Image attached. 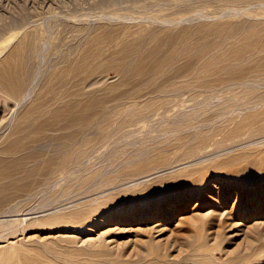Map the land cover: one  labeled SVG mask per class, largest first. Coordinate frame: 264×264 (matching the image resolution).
<instances>
[{
	"label": "rangeland",
	"instance_id": "rangeland-1",
	"mask_svg": "<svg viewBox=\"0 0 264 264\" xmlns=\"http://www.w3.org/2000/svg\"><path fill=\"white\" fill-rule=\"evenodd\" d=\"M242 20L243 23H240L242 22ZM244 20L246 21L244 22ZM262 20H264V0H0V61L3 59V56L6 57L5 55H8L12 50V47H16L18 43L19 46L22 47H26L29 45L31 47V50L34 48L35 52L37 51L35 55L34 49L32 50L33 57L31 60V70L32 68L34 69V67H37V70H32V72L37 76L39 75V72L43 73H40V76H43L45 72V76H43L45 80L48 78L47 76L50 72H55L59 69V67H62L61 65L63 62L66 63L65 59L67 60V62H70L72 61V59L73 61L76 60V57L79 58L82 54L81 51H83V48L85 47L83 46V43H85V40H87V38L89 37V41L90 39L92 40V34L93 36L96 34L93 40H95V38L104 40L105 37H109L104 40L105 42L99 41L101 43H99V48H103V46L105 45L106 47H104V49L107 48L108 50L106 51V53L103 49L104 52H101L99 56L100 58H98L97 60L100 61L99 59H101L102 63H104V61L105 63H107V59L110 62L113 61L114 56H119V50H122V48L125 46H123V44L121 43H115L114 41L116 40L113 39V36L119 33L118 31L121 25L123 26L121 27L122 30L120 29L121 32L125 27L127 30H129L130 33L132 31V35L125 29V32L123 31L124 33L120 32L122 34V39H120L121 37L119 33L118 35L120 38L118 37L119 39L117 40H121L120 42H122V40L124 41V36L128 37L129 34V36H131L133 40L134 36L135 38H137L141 32L140 36L138 37V39H140L142 35L140 40H143V44L140 41V51H143L145 47L149 48V46L151 45V43L149 44V42H151L152 37L156 39L155 33L156 35H158V33L160 32L159 30L162 31L163 29V32L164 30H166V34H164L165 32H162V34H164L166 38L168 36V31L171 30L168 36L169 38L166 39L161 34V36L158 35L157 37V40H160L159 37L162 39L160 40L163 47H161V49H163L162 51L164 53L170 48L169 41L171 38L176 36L178 37L179 35L181 36V34L183 36H189V32H191L189 30H193L194 26H199V23L202 25V23L207 22V24H203L207 26L211 21H215L214 23H216L217 25L221 24V27L226 29L225 26H228L227 28H229L230 26L233 27L236 25L235 23H238L235 26L237 27L239 26V24L240 26L241 24H253L254 22L259 24L260 22H262ZM250 21L252 22L250 23ZM223 23L227 24L224 26ZM189 24L195 25H191L192 27H190ZM68 25H70L69 28L67 27ZM125 25L131 26V29L130 27L127 28ZM105 26L111 27L112 29L106 28ZM71 27H74L73 30H71ZM132 27H134L133 30ZM140 27H143L146 30H143V28L140 29ZM182 27L185 29V31L182 30ZM104 28H106V31L108 30V33L112 37L106 33ZM115 28H118V31H116L117 33H114L112 31L113 29L115 31ZM154 28L159 29L154 31ZM166 28L168 29V31ZM69 29L70 32H67ZM102 29L104 30L101 31ZM135 29L137 30L136 32H134ZM186 29H189L188 34H186ZM98 30H100V33H98ZM86 31H88L89 33ZM173 31H175V33H173ZM101 32L102 34H107L102 39L101 37L104 34L102 35ZM111 32H113V34ZM179 32L181 33L179 34ZM86 33L91 35H88ZM125 33L128 35H125ZM136 34H138V36ZM100 35L102 36L100 37ZM192 35L195 36V32L192 31V34L190 33V36ZM143 36L145 37V39ZM197 36H199V34ZM37 37L39 38V40L37 39ZM76 37L78 38L76 39ZM81 37H84L85 39H82ZM150 37L151 40H149ZM162 37H164L165 39ZM32 38H34V42L31 40ZM110 38H112V40ZM115 38H117V36ZM131 38L129 37L130 40ZM24 39H26V44L24 43ZM80 39H82V42H84L82 43ZM108 39H110L109 41L112 45L108 43ZM129 39L127 38L125 40L129 41ZM163 39L167 40L166 44L168 45L162 42L164 41ZM112 41L118 45L117 48H114L115 44L112 43ZM127 41H125L126 44L129 43ZM21 42H23L24 44ZM35 42L38 43V47H36ZM125 42L122 43L125 44ZM70 43H72L74 47L70 46ZM76 45H81V47L83 46V50L81 49V47L77 46L79 48L78 49ZM121 45L122 48H120ZM33 46H35L36 48ZM70 48H74L71 50L72 52L69 50ZM75 49L79 51L81 50L80 54L78 51L79 57L76 56L77 52ZM109 49H111V51ZM73 50H75V53L71 54L74 52ZM103 50L101 49V51ZM112 51H116V54ZM142 51L141 53L144 54V52L147 50H144L143 52ZM59 52L60 54H63L65 52V55L63 54L61 57V55H59ZM69 53L72 55V57H76L70 58L71 55ZM104 53L109 55V57H107V55H105ZM112 53L115 54L113 57ZM65 56H68V59ZM58 57L62 58H59L62 63L61 61H59ZM69 58L71 60H69ZM37 61L39 63L35 66V63H37ZM58 61L61 63V65ZM32 62L34 65L32 64ZM56 63H58L60 66L55 67L58 65ZM64 63L63 65H65ZM50 65L51 70L49 67ZM53 65L55 70L52 68ZM109 67L111 68V70ZM109 67L104 69L106 70L105 73L103 70L97 75L98 80L107 81L108 83L114 80H118V77L114 76L116 75V70L113 69L111 65H109ZM32 72L31 77H33ZM35 75L33 77L35 79L30 78L31 82L29 80L30 85L29 83H27L26 85L28 87L25 86L24 88V93H32L33 95L28 94V96L30 95L33 98L27 96L28 101L27 99L23 101L24 104L22 103V105L24 106H21L19 112L22 111L23 107L29 105L30 102H32L35 97L34 93L36 92L37 94L39 87H42L41 84L45 83L43 77H37ZM105 75L106 77H104L103 79V76ZM38 78L41 79L38 80ZM36 81L40 82L38 83ZM30 86L34 87L31 89ZM35 89H37V91ZM29 90H31L32 92ZM41 90L42 89H40L39 91ZM0 104H2V102ZM13 122H15V120ZM1 123L2 122H0V134L3 135H0V144L3 148L6 144H8V141L12 140L13 137H16V135L11 133V129L15 124H12L13 126H10L12 128L9 127L3 132L2 127L4 128L3 125H6V122L2 124ZM157 130L159 129L157 128ZM157 130L152 131L151 129L149 132L146 130H142L143 132L146 131L147 133L139 131L141 133L140 136L137 135L139 132H135L137 136L133 135L128 138H124L125 140H123V147L117 151L118 154L116 153V155L113 156V154L109 155V153H106L104 155L105 158L103 157V159H100V161L97 159V163L95 160V162L93 161V165H90V167L93 166L92 169L94 168L95 170H100L98 172L94 171V173L99 174L100 172L101 174L103 173V169L105 170L104 172H106L108 176L106 173H103V179H105L106 177H111V175L112 177H116L115 175H117L118 177L121 171L118 172L119 170L117 168L123 165L126 159L129 162L137 154V156L139 158H142L143 161L142 159L138 160V157L136 160V157H134L136 166H138V164L140 165V163L141 165L149 166L150 163L151 167L149 166L150 168L145 172L137 174V176L135 175V177H131L130 180L126 179L127 181H124L123 179V181L121 180L119 182L120 184L118 185H115L113 183H107L106 185L105 183L106 187H103V179L100 178V181L98 179V182L95 185L96 187L94 186L93 190L91 188L92 191H90L89 194H85L84 197L82 195L77 196V198H72V200H70L71 198L68 199L66 197V194H63L62 197L60 194H55L59 193L58 190H60L61 194L65 193L63 192L66 188L64 187L65 180L61 181L62 183L60 184L62 185L54 184L56 187L54 185H46L44 187L42 186L41 188H45L43 190L39 188L41 189L42 193L40 192V190H37L35 193H37L38 191L40 193H37L36 197H34L35 194H33L32 197L27 198L29 199L28 201L27 199H24L21 201V204H19L20 202L18 203L20 207L19 211V207L17 206V204L13 207L14 209L12 212L15 214L10 212L11 214L4 213V216L2 215L3 217L0 215V264H25V262H27L26 259L28 258L35 260L37 264H264V198L262 199V196L264 195L262 194L264 193V184L262 183L264 182V145L262 144H264V142H260L264 139H261L262 137L257 139L254 138L240 143L237 146L224 147L225 149L222 147H220L221 149L208 147L201 152L199 151L200 153L193 152V154H190V152L188 151L190 155L186 151L185 158V151L183 150H185L184 148L186 146H183L182 149L181 146L185 145L186 143L189 146L194 143V141L191 139L187 142L185 140V143H182L183 140H179L180 142H178L177 140L176 143H174L176 140L175 137L170 136L169 134L163 135L162 129L159 132H157ZM7 131L9 132L6 133ZM160 132H162V134ZM149 133L151 134V136L157 133L158 136L156 134V136L154 135L150 138ZM10 134L12 135V137L10 136ZM145 135L146 137H144ZM161 135L162 137H160ZM9 136L11 137V139H8ZM166 136L167 138L169 136V139L171 137V139L174 138L175 140L172 139L173 144H171V139L168 140L166 138L170 142L168 143L169 146H173L168 148V152H165V150H163L164 152L161 153V147L168 145L167 141H165ZM132 137H134L135 139ZM137 137L138 139L140 137L142 139H139L140 141H138ZM144 138L147 140H145ZM159 138L161 140V143ZM162 138H164V140ZM152 139V143L155 142L153 143L155 146L152 144V147H154V149L151 147ZM5 140H8L6 141L7 143L5 142ZM145 141H147V143ZM142 142H145V145ZM165 142L166 144H164ZM258 142L261 144H259ZM177 143L180 145H178ZM126 144H128V146ZM158 144L161 145L159 146ZM251 144L257 145L252 146ZM148 145L150 146L151 151L149 147H146ZM129 147L132 151L130 149L128 151ZM145 147L149 150H147ZM174 147L176 149H174ZM132 148L135 149V151ZM179 148L181 149V151ZM138 149H141L143 152ZM171 149H174V151H172ZM250 149L252 150V153ZM177 150L178 152L180 151V155L177 154L178 152L176 153ZM145 151H149L150 154L149 152L145 153ZM138 152H142L143 154H145V157L142 153L139 154V156ZM156 152L160 153V155ZM239 152H243V156L245 155L246 158H240L241 155ZM244 152L247 153L244 154ZM256 152L258 154H256ZM223 153H225V155ZM1 154L2 153H0V156H9ZM129 154L131 156H133V154L135 155L131 159H129ZM228 154L229 156H227ZM246 154L248 155L246 156ZM121 155H123V157H126L123 158ZM154 155H159V157H155ZM193 155L196 156L194 157ZM111 156L113 157L111 158ZM149 156L150 158H153L154 156V158H151V160ZM176 156L177 158H175ZM187 156L190 157L188 158ZM248 156H251V159ZM107 157L109 158L107 159ZM119 157H122L124 160H121V158ZM166 157L167 159L165 160ZM144 158H149L151 161H149V159L148 161H144ZM159 158H161L162 160L164 159L165 161H162ZM236 158H238L240 161L238 162V159ZM230 159H235L237 163L233 165L224 164V162H227ZM243 159H245V161ZM160 160L162 162H160ZM198 160L200 161V163ZM260 160L263 161L261 162ZM176 161L179 162L176 163ZM111 162L113 164H111ZM126 162L123 165L124 168H122L121 166L124 171H128V168H130V171L140 167H136L133 164V168L131 169L132 166L131 164H128V162V166H125ZM151 162H153V165H151ZM243 162H245L246 164H243ZM109 163V166L111 167H114V164L116 163L115 167L113 168L114 171H111L112 168L110 169L109 166V168L107 167ZM218 163L220 166L217 165ZM94 164L96 165V167ZM103 164L104 166H102ZM242 164L243 167H241ZM261 165L263 166V168L261 167ZM213 167H215V169ZM244 167L245 170H242L244 169ZM248 167L250 170L252 168H255V170L258 172L255 173L253 169L252 171H249V169H247ZM239 168L241 172L245 171L242 173L239 171L241 174L246 173V176L243 175L245 177L241 175L243 177V180L240 175L236 176L237 173L240 174L239 172H237ZM193 169L194 171H197L194 172ZM115 170L117 171V174L113 173L115 172ZM232 171H234L235 174ZM226 172L229 176L225 175ZM220 173L222 175H225L224 178H217L221 175ZM249 174H256V177H254L253 175L250 176ZM82 175L85 174L83 173ZM222 175L220 177H222ZM239 176L241 180H239V184L237 183L236 185L235 183L238 182L236 181V178H239ZM185 177L187 180L184 181ZM179 178L180 180H178ZM244 178L247 179L245 180ZM253 178L255 181L253 180ZM218 179H221L222 182ZM256 179H258L259 181H256ZM243 184H245V187ZM59 185L60 187H58ZM197 186H200V188L197 189ZM98 187L100 188L98 189ZM144 187L146 188L144 189ZM96 188L98 190H96L97 194H90L93 193V191L96 192L94 190ZM53 189H56L58 191H53V197L56 198H52L51 190ZM72 189V193L76 194L77 192H75V189L77 190V188L73 187ZM100 189L102 192H105L102 193ZM122 189L125 193L121 191V194H119L120 190ZM141 189H143V191H141ZM229 189L231 191H229ZM253 190L257 191L254 192ZM99 191L101 192V194ZM47 192L49 194H47ZM110 192L112 193L111 198L108 197V194H110ZM117 192L118 195L115 194ZM104 194L106 195L103 196ZM40 195H42L41 201L39 199ZM253 196L255 197V201L252 200ZM258 196L260 197L259 199ZM47 197L49 198L47 199ZM63 197L66 200H64ZM114 198H118L119 200L116 199V201H112ZM25 200L27 202H25ZM49 200L51 201L49 202ZM54 202L58 203L55 204ZM27 206L28 208H31L28 209ZM15 207L18 209H15ZM21 208L22 210L23 208H25L24 210L26 211V214H24L25 211H22ZM23 216L26 219H24ZM56 216L59 220L56 219L53 221ZM7 217L9 218V220H12H10L11 226L10 222L6 223V221L8 222ZM15 217H17V219H20L17 220ZM13 220L17 221L15 222ZM25 220H27V223L23 224ZM5 223L8 224V226H6ZM21 224L23 226H21Z\"/></svg>",
	"mask_w": 264,
	"mask_h": 264
},
{
	"label": "bare ground",
	"instance_id": "bare-ground-1",
	"mask_svg": "<svg viewBox=\"0 0 264 264\" xmlns=\"http://www.w3.org/2000/svg\"><path fill=\"white\" fill-rule=\"evenodd\" d=\"M245 21L246 20H244V22ZM263 21L264 20H262V22L257 21V22H260L261 24L260 23L257 24L256 22H254L253 24H245V25L241 24V26L239 24V26L237 27L235 26L238 23H235L236 24L235 26L233 27L230 26L229 28H227L228 26H225L227 23L226 24L223 23L226 29L221 27V24H219V21H218L219 25L214 23L215 21L214 22L211 21L210 24L207 26L203 25V24H207V22L202 23V25L199 23L198 24L199 26L197 27L194 26L195 24L194 25L191 24L192 26H194L193 27L194 29L193 28H192L193 30L188 29L189 31H191L189 32V36L185 34H184L185 36H183L181 34V36L183 37L179 35L178 37L180 38H178L174 34L176 37H173L170 39L169 41L170 48L164 53L162 51L163 49H161L162 44L160 40L162 39L159 37L160 40H157L158 35L161 34L164 36V34H166V30H164L165 32L164 33L162 29V31L159 30L161 33L158 31L159 32L158 35H156L155 33L156 39H154L151 35L152 40H151V37L149 39L151 40V42H149V44L151 43V45L150 46L148 45L149 48L145 47L144 50H147V51H145L144 54L141 53L142 50L140 51L141 42L143 41V40L142 41L140 40L142 35L140 39H138L141 32L139 36L138 34H136L138 37L135 38L134 36L132 40L131 36H129L132 33V31L130 33L129 30H127L124 27L123 31L126 29V31L129 32L130 34L128 35L126 34L127 33L126 32L125 35H128V37L123 35L124 41L122 40V42L127 41L125 39L127 38L129 39V37L132 40L131 42V40L129 39V41H127L129 43L126 44L125 42L124 44L120 42L121 40L120 41L117 40L121 37L122 35L121 33L123 32V31L122 32L120 31L121 27L123 26L119 25L120 26L119 31L117 30L119 27L115 28V31L114 29L112 31L114 33L116 31H118L119 33L121 32L120 37L118 33L117 35L115 34V36H113L114 37L113 39L116 40L114 41L115 43L116 42L117 44L121 43L123 44V46L124 45L125 46L122 48V45H121L120 48H122V50H119L120 48L118 49L120 53L118 52L119 56L117 57L115 55L117 50L112 51V52H115V54L112 53V57L115 55L114 59L111 57L113 61L110 62L107 59L106 61L107 63H105L104 60H103L104 63H102L101 59H99L100 61H98L97 59L100 58L99 56L101 52H104V50L106 52L108 49L107 48L104 49V47L106 46L101 45L103 46V48L101 47L100 48L102 50L104 49L103 51H101V49L99 48V45L101 44L100 43L101 41L103 42L105 39L109 38V37L107 38L105 37L104 40L102 39L105 35L109 34L108 30L106 31V28H111V27L105 26L106 28L104 29L107 34L103 33L104 34L103 35L101 32V34L103 35V36L100 35V37L102 36L101 37L102 40L97 39V38L93 40L96 34L94 36L92 34V37H93V38L91 37L92 40L90 39L89 41L90 37L89 38L86 37L87 40H85L86 42L83 43L84 41L82 42V39L84 37L83 38L81 37L82 39H80V41L83 43V46L85 47L83 48V46L81 47V45L79 46L76 45V47L78 46V47H81V49L82 48L84 49V50L82 49L83 51L80 50L82 52L80 57L78 56L79 50H76L78 47L75 49L77 52L76 56H78L79 58H77L76 56H73L74 58L76 57V60L73 61L72 59V61L70 62H67V60L65 59L66 63L63 62L65 64L63 65L60 59H62L61 57L65 52L63 54H60L61 52L60 51L59 55H61V57H58V59L60 58L59 61H61L62 65L59 61L58 62L60 63L62 67H59V69L56 70L55 72L52 71L54 73L50 72L51 75L49 73V75L47 76L48 78L46 77L47 79L45 80L43 77L45 76V72L43 76H40L41 72H39L38 76L43 77V80L45 81V83L41 84L43 88L39 87V90L42 89L41 91L39 90L37 91L38 88L35 89L38 93L37 94L36 92L34 93L35 97L32 100V102L29 101L30 104L23 107L21 112H19V110L21 109V106H24L22 105V103L24 100L27 99L28 94H30L28 91H27L28 94L24 93L25 92L24 88L25 86H27L26 84L29 83V80L31 82V79L35 75V73H33L32 70L36 69L37 67L33 66L34 69L32 68L31 70V60L33 57L32 50L34 48L31 50V47L29 45L28 46L25 45L26 47H22V46H19V43L16 47L13 46L12 50L11 51L9 50L10 53L8 55L6 54L5 55L6 57L3 56V59L1 58L2 60L0 61V99L2 102V104H0V118H1L0 122L2 123L6 122V125H3L4 128L2 127L3 132L4 130H7L10 126H13L12 124H15L13 128L10 127L12 128L11 129L12 132L10 130L9 131L12 134L16 135V137H13L12 140H9V141L5 140V142L8 141V144L6 145L4 144L5 146L3 148L0 144L1 146L0 153H2L1 155H6V156L9 155L8 157L0 156V215L2 216L4 213L11 214L10 212L13 211L14 209L13 207L16 206V204L19 207L18 203L20 202L19 204H21L22 200L32 197L33 194H35L34 197H36L37 193H40V192L42 193L41 189L42 190L45 189V188H41L42 186L44 187L46 185H54V184L58 185L62 183L61 181L63 180H65L64 187L66 188L63 191L65 193L61 194L60 190H58L59 193H55V194L57 195L60 194L61 197L63 194H66L67 195L66 197L68 199L71 198L70 200H72V198H75V197L77 198V196L82 195L84 197L85 194H89V192L92 191L94 186L97 184L98 179L100 181V178H102L103 173H106L104 172L105 171L104 169L103 171L101 170L103 172L101 174L100 172L99 174L94 173V171L98 172L100 170H95L94 168L93 170L92 169L93 166L90 167V165H93V161L95 162V160L97 163L98 162L97 159L99 161L100 159H103L106 153H109V155L113 154V156L116 155V153L118 154L117 151L123 147V143H124L123 140H125L124 138H128L130 136L136 135L135 132H139L142 130H146L149 132L151 129L152 131H154V130H157L158 128L159 130H157V132H159L162 129L163 135L169 134L170 136L175 137L176 140L172 138L175 140L174 143H176L177 140L178 142H180L179 140L181 141L183 140L182 141L183 143L185 140L187 142L192 139L194 143L191 144V141H190L191 145L188 146L186 143L185 145L181 146V149L183 146H186L184 148L185 150H183L185 151L184 152L185 158H186V154H185L186 151L187 152L189 151L190 154H193V152H199V151L201 152L208 147L224 148V147L237 146L240 143H243L245 141H248L254 138L257 139V138L262 137L261 139H264V22ZM251 22L252 21H250V23ZM240 23H243V20ZM191 25L190 27H192ZM67 27L69 28L70 25H68ZM126 27L127 28L130 27L131 29V26H126ZM73 28L71 30H73ZM133 28L134 27H132V30ZM142 28L140 27V29ZM70 29L67 32H70ZM104 29H102L101 31H103ZM144 29L145 28H143V30ZM158 29L154 28L153 30L156 31ZM182 30L185 31L183 27H182ZM188 30L186 34H188ZM98 31L97 32L100 33V30ZM136 31L137 30L135 29L134 32ZM170 31H168V34H167L168 36H169ZM192 31L195 32V36L192 35L193 37L190 36V33L192 34ZM97 32H94V33H97ZM113 32L111 33L113 34ZM162 32L164 34H162ZM173 33H175V31H173ZM180 33L181 32H179V34ZM196 33H198L199 36H197L198 34ZM88 35H91V34H88ZM116 36L117 38H115ZM168 36L167 38H169ZM34 38H32L31 40L33 41ZM77 38L78 37H76V39ZM26 39H24L25 44H26L25 42ZM37 39L39 40L38 37ZM110 39L112 40V38ZM110 39H108V43L112 45L111 42L109 41ZM120 39H122V37ZM164 41L162 42L166 44L167 40H164ZM114 42L112 41V43ZM72 43H70V46H73ZM35 44H36V47H38L37 45L38 43L35 42ZM117 44H115L116 46L114 45V48L115 47L117 48L118 46ZM72 49L74 48H70L69 50L71 51ZM75 50H73L74 51L73 53H71L72 51L70 53L74 54ZM109 50L111 51V49ZM80 51H79V54L81 53ZM34 52H35V49H34ZM36 52H35V55H36ZM62 52H63V48H62ZM106 53L104 54L107 55ZM71 57L72 55L70 56V58ZM107 57H109V55H107ZM66 58L68 59V56ZM70 58L69 60H71ZM38 63L39 62L37 61V63H35V66ZM60 65L58 64L55 67H58ZM109 65H111L113 69L116 70L115 71L116 75L114 76L118 77V80H114L116 82L114 81L110 82V83L114 82L113 84H110L107 81H102V80L100 81L97 79V75L104 69L108 68ZM49 67L51 70V65ZM52 68L54 69V65ZM105 71L106 70H104V73ZM31 72L33 73V77H31L32 76ZM104 77H106V75L103 76V79ZM39 79L41 78H38V80ZM30 87L32 89L34 86H30ZM14 120L15 122H13ZM9 131H7L6 133H8ZM146 131L145 132L142 131V132L147 133ZM139 133L137 135L140 136L141 133L140 134ZM160 133L162 134V132ZM156 134L154 135L156 136ZM0 135H3V134H0ZM146 135L144 137H146ZM10 136L12 137L11 134ZM10 136L8 139H11ZM153 136H151L150 134L149 137L151 138ZM138 137H137V140L140 141L139 139H142V138L140 137L138 139ZM160 137H162V135ZM166 138L167 136L165 137V139ZM162 139L164 140V138ZM167 139L170 140L171 137L169 139V136H168ZM167 139L165 141H167V144H168L170 142ZM172 139H171V144H173ZM152 141L153 139L151 140V147L154 145L153 143H155V142L152 143ZM145 142L147 143V141ZM260 142H264V140ZM160 143H161V140H160ZM164 144H166V142ZM257 144H253V145L255 146ZM126 145L128 146V144ZM172 146H169V144L162 146L161 153L164 152L163 150H165V152H168V148ZM146 147L150 148L149 145ZM175 147L174 149H176ZM152 148L154 149V147ZM129 149L131 150L130 147L128 148V151ZM141 149H138V150H141ZM174 149H171V150L174 151ZM133 150L135 151V149ZM178 150L176 151V153L178 152ZM242 150H243V147H242ZM150 151H151V148H150ZM146 152H149V151H145V153ZM179 152L177 154L180 155ZM141 153L138 152V155ZM245 153L247 152H244V154ZM251 153H252V150H251ZM135 154H133V156ZM158 154L160 155V153ZM223 154L225 155V153ZM256 154L258 153L256 152ZM144 155L145 154H143V156ZM159 155L158 156L154 155V156L159 157ZM240 155H241L240 158H243V157L246 158L245 155L243 156V152L240 153ZM247 155L248 154H246V156ZM113 156H111V158ZM121 156L123 157V155ZM133 156L130 155L129 159H131ZM193 156L195 157L196 155H193ZM227 156H229V154ZM122 157H119V158H121L122 160L126 156H124L123 158ZM134 157H136V160H137V157H138L137 154ZM134 157L132 158L133 160L131 159L129 162L126 159L128 164H131V166L133 164L134 166H136ZM108 158L109 157H107V159ZM146 158H147V155H146ZM175 158H177V156ZM249 158L251 159V156ZM139 159H142V158L138 157V160ZM148 159L144 158V161L145 160L148 161ZM150 159L149 161L152 160ZM166 159L167 157L165 158V160ZM161 160L160 162L165 161L164 159L162 161ZM243 160L245 161V159ZM239 161L240 160L238 159V162ZM127 162L125 166H128ZM178 162L176 161V163ZM236 163L237 161L235 159H230L229 161L224 162V164H232V165ZM104 164L102 166H104ZM111 164L113 163L111 162ZM115 164H114V167H115ZM243 164H246V163L243 162ZM243 164L241 165V167H243ZM109 165L110 163L107 165V167ZM123 165H121L122 168H124ZM151 165H153V162H151ZM217 165H219V163ZM121 166L117 168L119 171L116 169L118 172L121 171L118 177L117 175H115L117 178L112 177V175L111 177H108V178L106 177L105 179L102 178L103 179L102 183H104L103 187L105 186V183L106 185L107 183H110V184L113 183L115 185H118L120 184L119 182L121 180L122 181L123 179L124 181H127L126 179L130 180L131 177H135V175L137 176V174L143 173L151 167L150 163H149L150 167L147 165H141L140 163V165L138 164V166H140L139 168L129 171L130 168L126 167L128 168V171H124V169H122ZM109 167L110 169L114 168L111 166ZM215 167L213 168L215 169ZM245 167L242 170H245ZM249 167L247 169H249ZM261 167L263 168L262 165ZM132 168L133 166L131 167V169ZM112 169L111 171H114V169L113 170ZM252 169L255 171V173L258 172L255 170V168H252ZM252 169L251 170L249 169V171H252ZM116 170L115 172H113L114 174L117 172ZM203 171H206V170H203ZM239 171H240V168L239 170H237V172ZM232 172L234 173V171ZM232 172H229V173H232ZM242 172H245V171H242ZM83 173L85 175H82ZM241 173L240 174L237 173L236 176L237 175L243 176L246 174V173H243V174ZM253 174L251 175L249 174V175L252 176ZM225 175L227 176L228 173L226 172ZM225 175H222V177L219 176L217 178H224ZM253 176L256 177V174ZM243 177H242V180H243ZM239 178H236V181H238L235 183L236 185L237 183L239 184V180H241V178L240 179ZM178 180H180V178ZM185 180H187L186 177L184 181ZM218 180L221 181V179H218ZM257 180L258 179H256V181ZM262 183L264 184V182ZM60 185L58 187H60ZM243 185L245 187V184ZM99 186H100V183H99ZM73 187L77 188V190L75 189V192H77L76 194L72 193ZM99 188L100 187H98V189ZM145 188L146 187H144V189ZM199 188L200 186H197V189ZM37 190H40V192L38 191L37 193H35ZM94 190L96 191L97 188ZM51 191H52L51 193L52 198H56V197H53L54 195L53 191H57V190L53 189ZM97 191L96 192L93 191V193H90V194H94V193L97 194ZM121 191H123V189L120 190L119 194H121ZM141 191H143V189H141ZM229 191L231 190L229 189ZM47 194L49 193L47 192ZM106 194H104L103 196H105ZM111 194L112 193L110 192V194H108V197L111 198L112 196ZM115 194L118 195V192ZM41 196L42 195H40V198H39L40 201H41ZM48 196H51V195H48ZM259 196H258V199L260 198ZM263 196H262V199L264 198ZM48 198L49 197H47V199ZM252 198H253L252 200L255 201L254 200L255 197L253 196ZM114 199L112 201H116V199L118 198H116L115 200ZM28 200L29 199H27V201ZM27 201L25 200V202ZM50 201L51 200H49V202ZM247 205H248V202H247ZM25 208H23V210ZM15 209H18V208L15 207ZM19 210H20V207L18 211ZM24 214H26V211ZM15 218L17 219V217ZM56 219H57V216L55 219H53V221ZM7 220L8 222L6 221V223L10 222V226H11L12 220L10 219L11 220L10 221L9 218ZM26 221L27 220H25V222L23 221L24 222L23 224L27 223ZM6 226H8V224H6ZM21 226L23 225L21 224ZM26 260L27 262H25V264H37L35 260L33 259L28 258Z\"/></svg>",
	"mask_w": 264,
	"mask_h": 264
}]
</instances>
